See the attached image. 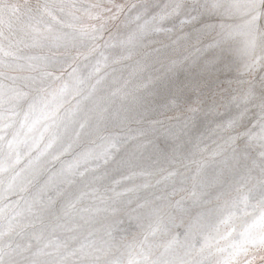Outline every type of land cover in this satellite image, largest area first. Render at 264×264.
Segmentation results:
<instances>
[{
  "label": "snow or ice",
  "instance_id": "snow-or-ice-1",
  "mask_svg": "<svg viewBox=\"0 0 264 264\" xmlns=\"http://www.w3.org/2000/svg\"><path fill=\"white\" fill-rule=\"evenodd\" d=\"M0 264H264V0H0Z\"/></svg>",
  "mask_w": 264,
  "mask_h": 264
}]
</instances>
